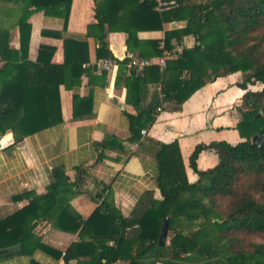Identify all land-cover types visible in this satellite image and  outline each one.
Returning a JSON list of instances; mask_svg holds the SVG:
<instances>
[{"label": "trees", "instance_id": "16d2710c", "mask_svg": "<svg viewBox=\"0 0 264 264\" xmlns=\"http://www.w3.org/2000/svg\"><path fill=\"white\" fill-rule=\"evenodd\" d=\"M171 1V7L158 10L156 0H94L96 21L89 24L87 35L99 40L98 58L118 61L116 86L123 80L128 102L138 109L136 114L128 113L130 142L140 141L141 129L152 124L161 104L179 109L214 78L242 71V88L256 82L264 85V0ZM71 3L0 0V136L11 130L18 142L63 122L62 85L74 91L75 117L91 112V99L77 92L80 76L87 71L84 64L90 59L86 38L76 34L65 37L63 63L53 62V53L48 50H40L34 60L29 58L30 16L43 10L63 17L66 30ZM175 21H185V25L167 31L162 47L160 39L142 40L138 36L140 30H161L165 23ZM16 26L20 29L18 49L10 45ZM115 30L126 31L133 40L129 50L147 58L161 57L164 49H172L173 39L179 41L186 35L204 45L183 48L177 58L167 60L163 70L152 64L138 72L127 66L129 55L118 60L109 48L107 36ZM42 33L61 36V32L47 29ZM101 73L105 77L107 71ZM150 83H160L161 96L146 103L145 88ZM263 107L264 87L248 89L238 106L237 128L244 139L237 144L221 140L196 145L189 158L198 175L194 182L188 180L177 141L150 139L161 197H155L154 189L144 190L129 215L103 200L87 218L82 217L70 203L82 192L78 180L71 181L64 168H55V179L46 193L33 194L29 204L0 216V249L21 243L20 252L30 253L44 247L39 237L31 244L28 240L33 221L47 220L61 230H79L77 250L87 256L88 264H116L120 260L124 264H193L194 260L195 264H212L202 261L204 252L211 253L210 242L199 240L212 224L214 242L222 243L229 264H264V142L260 146L252 143V137L264 129ZM98 146L124 150L123 141L115 135H107ZM204 149L215 150L219 157L218 163L206 170L197 165ZM107 188L104 184L93 199L104 197ZM165 217L169 218V230L161 245ZM197 220L201 227L192 229Z\"/></svg>", "mask_w": 264, "mask_h": 264}, {"label": "crops", "instance_id": "0c3cea01", "mask_svg": "<svg viewBox=\"0 0 264 264\" xmlns=\"http://www.w3.org/2000/svg\"><path fill=\"white\" fill-rule=\"evenodd\" d=\"M93 8L94 0H72L66 30L63 29V17L48 15L43 10L34 12L29 18L32 24L30 59L34 60L40 50H48L53 53V62L63 63L66 61L65 37L76 34L87 39L90 59L84 64L87 71L80 76L77 92L81 97L91 99L92 107L90 113L75 117L74 91L62 85L63 122L27 135L18 142H15L11 130L0 136L1 217L29 204L33 194L46 193L55 179L54 169L57 167L64 168L71 181L78 180L76 183L82 192L71 198L70 203L82 217L87 218L103 200L123 215H129L144 190L154 189L155 197H161L156 187L150 139L164 143L178 142L190 182L198 178L189 164L196 145L221 140L237 144L244 139L237 128L240 120L238 106L248 89L259 90L258 87L263 84L249 83L247 88H242L239 83L243 72L236 71L207 82L191 94L179 109H169L165 102L161 104L152 124L143 127L147 134H141L140 141L130 142L128 113L136 114L138 109L128 102L123 80L116 86L119 65L107 72L105 77L101 71L93 69L99 46L95 35H87L89 24L96 21ZM184 25L185 21L168 22L161 30H140L138 36L142 40L160 39L159 46L162 47L166 32ZM44 29L59 31L61 36L45 35L42 33ZM107 39L118 60L133 52L129 50L133 40L126 31H111ZM171 43L173 54L169 59L177 58L182 52L177 50L178 46L183 49L204 45L193 35H186L179 41L173 39ZM10 45L15 49L20 47L18 26L13 28ZM160 89V83L148 84L145 88L146 103L153 97H160ZM107 135H115L122 140L124 150L99 147L98 142ZM136 142L137 148L132 149V144ZM218 161L215 150L204 149L199 154L197 165L199 169L206 170ZM104 184L108 185L104 197L94 200L93 196ZM33 223L32 236L28 241L31 244L39 237L45 246L37 247L30 253L19 250L5 255L0 264H88L87 256L80 255L77 250L79 230H61L47 220H35ZM122 263L120 260L116 264Z\"/></svg>", "mask_w": 264, "mask_h": 264}, {"label": "built area", "instance_id": "2783aa9c", "mask_svg": "<svg viewBox=\"0 0 264 264\" xmlns=\"http://www.w3.org/2000/svg\"><path fill=\"white\" fill-rule=\"evenodd\" d=\"M157 5L156 8L158 10H164L167 9L169 7H171L173 5V1L171 0H156ZM178 51H182V47L178 46L177 47ZM173 51L169 50V49H164V54L157 58V57H142L140 56L138 53H130L129 54V62L127 64V66L131 69H135L136 71L140 72L142 71L145 67L152 65V64H156L159 65L160 68L163 70L166 66V62L167 60L172 56ZM90 64H88L89 66ZM117 65H119L118 62H116L115 59H111V58H98L94 63L93 66L96 68V70L98 71H111L114 69V67H116ZM161 107L158 108V110H160ZM141 134L144 136L147 134V130L145 128L141 129ZM138 146V143H133L131 148L132 149H136Z\"/></svg>", "mask_w": 264, "mask_h": 264}, {"label": "rangeland", "instance_id": "374dc122", "mask_svg": "<svg viewBox=\"0 0 264 264\" xmlns=\"http://www.w3.org/2000/svg\"><path fill=\"white\" fill-rule=\"evenodd\" d=\"M192 1H195V0H192ZM196 1H206V0H196ZM1 66V64H0ZM262 87H264V85H260L258 87V89H261ZM256 88V87H255ZM200 228V221H196V224L195 225H192V229L193 228ZM203 234L200 235L199 237V240H201L202 242H210V254L204 252L202 255H203V259L202 261H209L210 263L212 264H229V260L228 258H226L223 254V248H221L222 246V243L220 241H218L217 239L215 240L214 242V232L212 230V224H208V226H206L205 230H203ZM213 232V233H212ZM169 237H168V243H169ZM260 239V238H259ZM215 249V250H214ZM217 251V252H216ZM222 255L225 257V261H222L223 258H222ZM197 260H194L193 261V264L196 263ZM125 262H123L122 264H124ZM156 264H163L162 262H158Z\"/></svg>", "mask_w": 264, "mask_h": 264}, {"label": "water", "instance_id": "95a60500", "mask_svg": "<svg viewBox=\"0 0 264 264\" xmlns=\"http://www.w3.org/2000/svg\"><path fill=\"white\" fill-rule=\"evenodd\" d=\"M262 113H264V107L262 108ZM263 142H264V129L252 137V143L257 146H260ZM168 230H169V218L165 217L162 221L161 232L159 237V242L161 245L165 243L164 240L168 236ZM21 249H22V244L18 243L12 246L1 248L0 255L12 254Z\"/></svg>", "mask_w": 264, "mask_h": 264}]
</instances>
